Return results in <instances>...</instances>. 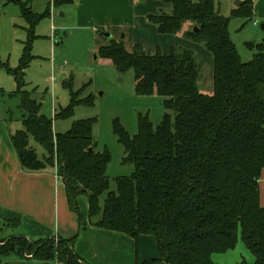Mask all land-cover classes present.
<instances>
[{"label": "trees", "instance_id": "16d2710c", "mask_svg": "<svg viewBox=\"0 0 264 264\" xmlns=\"http://www.w3.org/2000/svg\"><path fill=\"white\" fill-rule=\"evenodd\" d=\"M153 1L163 6L151 20L160 34L175 35L191 25L185 37L202 41L213 55L214 95L200 92L191 51L174 49L169 55L151 56L140 45L128 52L122 41L113 39L103 46L102 59L111 61L120 74L134 72L136 95H158L166 110L157 127L140 117L134 138L116 125L115 134L125 152L123 163L133 165L135 172L117 179V191L110 192L111 156L107 150H96L94 121L77 122L67 134L54 135L53 122L41 115V104L26 90L34 31L51 16V4L38 14L29 1L9 0L19 6L28 26L19 68L11 70L0 60V70H7L17 85L13 95L21 100L23 130L11 137L21 168L27 173L56 169L69 208L81 226L85 222L79 199L86 197L90 226L136 241L152 236L159 259L145 264H216L213 256L233 251L239 232L255 257L254 264H264L259 187L264 172V42L252 46L255 55L245 63L231 41L230 19L220 14L215 0ZM74 2L53 0V6L59 9ZM236 12L252 16L253 0H244ZM72 99L68 112L59 117L69 115L78 104L76 94ZM31 139L44 150L42 158L30 145ZM18 227L19 222H0V264H28L24 262L28 260L87 264L76 252L78 236L29 240L7 235V229Z\"/></svg>", "mask_w": 264, "mask_h": 264}, {"label": "rangeland", "instance_id": "374dc122", "mask_svg": "<svg viewBox=\"0 0 264 264\" xmlns=\"http://www.w3.org/2000/svg\"><path fill=\"white\" fill-rule=\"evenodd\" d=\"M19 1H29L34 12L43 14L50 0ZM235 2L215 0L220 14L230 19L231 41L241 60L247 63L255 55L252 46L264 42V6L261 11L255 10L256 13L249 16L247 12L237 13ZM131 3L135 10L133 20L125 23L122 28L96 21L82 25L76 6L55 8L52 15L42 20L34 31L33 61L25 76L26 90L41 104V115L53 122L54 135L67 134L77 122L94 121L93 140L96 150H107L111 156L107 169L110 192L117 191V179L129 178L135 172L133 165L123 163L125 152L115 134L116 125H120L134 138L139 133L140 117L148 118L157 127L162 123L166 110L163 99L158 95H136L133 71L120 74L111 61L99 56V50L110 41L105 34H110L115 41H122L128 52H132L136 45H140L151 56L158 53L169 55L174 49L193 52L199 73L198 88L206 96L214 95V57L202 41L185 37V32L191 30L192 26L186 24L175 35H162L151 22L160 15L162 4L153 0H136ZM165 10L169 11L168 8ZM255 22L257 26H254ZM27 29L19 6L9 0H0V60L11 70L19 68L24 44L28 41ZM16 90L14 78L7 70H0V106L8 112V121L12 120L10 123L17 132L23 130V122L19 108L21 100L13 95ZM73 94L77 95L78 104L74 105L69 115L59 117L70 109ZM85 101L92 103H79ZM30 145L37 150L40 158L44 156V150L33 139ZM105 198L106 194L101 197V204ZM79 203H82L79 207L83 204L85 206L86 197H81ZM7 231L8 236H17L20 232L19 229ZM213 261L216 264H254L256 260L245 247L239 232L236 248L227 254L214 255ZM24 262L37 264L34 260Z\"/></svg>", "mask_w": 264, "mask_h": 264}, {"label": "crops", "instance_id": "0c3cea01", "mask_svg": "<svg viewBox=\"0 0 264 264\" xmlns=\"http://www.w3.org/2000/svg\"><path fill=\"white\" fill-rule=\"evenodd\" d=\"M259 1L253 0L254 12L261 11L264 6V0ZM131 2L75 0L73 5L78 8L82 25L96 21L122 28L125 23L133 20L135 10ZM50 4L52 15V11H55L53 0L49 1L46 10ZM257 25L255 22L254 26ZM7 113L0 106V222H19L17 230L20 232L17 236L29 240H69L78 236L76 252L87 264H145L147 261L159 259L157 242L152 236H142L136 241L124 234L90 226L88 202L85 206H80L85 222L83 228L78 217L69 208L65 188L56 169L43 173H27L21 168L11 142L16 130L11 124L12 120L8 121ZM259 187L260 202L264 208V172Z\"/></svg>", "mask_w": 264, "mask_h": 264}, {"label": "water", "instance_id": "95a60500", "mask_svg": "<svg viewBox=\"0 0 264 264\" xmlns=\"http://www.w3.org/2000/svg\"><path fill=\"white\" fill-rule=\"evenodd\" d=\"M243 4H244L243 1H241V0H236V2H235V7H236L237 9H239ZM262 29L264 30V25L262 26ZM195 32H198V29H195ZM105 36H106V38H108V39H110V40H111V38H112V36H111L110 34H105Z\"/></svg>", "mask_w": 264, "mask_h": 264}]
</instances>
